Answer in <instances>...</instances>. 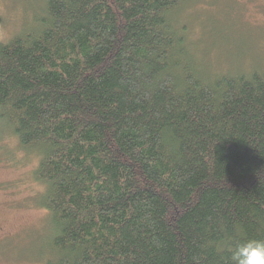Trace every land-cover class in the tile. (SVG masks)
<instances>
[{
	"label": "trees",
	"instance_id": "obj_1",
	"mask_svg": "<svg viewBox=\"0 0 264 264\" xmlns=\"http://www.w3.org/2000/svg\"><path fill=\"white\" fill-rule=\"evenodd\" d=\"M42 1L0 44V119L40 156L33 261L234 264L264 241V74L203 71L188 0Z\"/></svg>",
	"mask_w": 264,
	"mask_h": 264
},
{
	"label": "rangeland",
	"instance_id": "obj_2",
	"mask_svg": "<svg viewBox=\"0 0 264 264\" xmlns=\"http://www.w3.org/2000/svg\"><path fill=\"white\" fill-rule=\"evenodd\" d=\"M42 7V0H0V36L8 37L0 44L20 34ZM178 20L203 71L264 74V0H188ZM39 158L22 149L0 119V231L8 235L0 264H46L33 261L51 234L34 198L43 193L34 179Z\"/></svg>",
	"mask_w": 264,
	"mask_h": 264
},
{
	"label": "clouds",
	"instance_id": "obj_3",
	"mask_svg": "<svg viewBox=\"0 0 264 264\" xmlns=\"http://www.w3.org/2000/svg\"><path fill=\"white\" fill-rule=\"evenodd\" d=\"M7 38V35L0 36V40ZM39 190L44 189L40 187ZM231 259L234 264H264V241L249 240L236 245Z\"/></svg>",
	"mask_w": 264,
	"mask_h": 264
},
{
	"label": "flooded vegetation",
	"instance_id": "obj_4",
	"mask_svg": "<svg viewBox=\"0 0 264 264\" xmlns=\"http://www.w3.org/2000/svg\"><path fill=\"white\" fill-rule=\"evenodd\" d=\"M7 237H8V235H6L5 233H2L0 231V247L1 248L5 246V244H6L5 241H6Z\"/></svg>",
	"mask_w": 264,
	"mask_h": 264
}]
</instances>
